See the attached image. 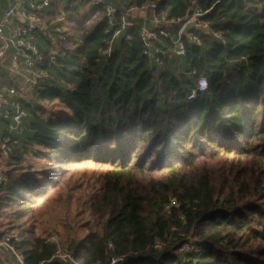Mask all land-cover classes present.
I'll return each instance as SVG.
<instances>
[{
  "label": "trees",
  "instance_id": "16d2710c",
  "mask_svg": "<svg viewBox=\"0 0 264 264\" xmlns=\"http://www.w3.org/2000/svg\"><path fill=\"white\" fill-rule=\"evenodd\" d=\"M110 1L155 3L177 21L191 0ZM84 4L41 13L48 76L23 103L17 133L0 120V241L19 230L10 242L24 264H63L50 237L15 220L58 192L56 166L76 165L93 169L85 219L63 241L79 263L175 264L189 243L183 264H264V0H197L224 43L195 32L200 44L182 38L185 55L162 66L143 54L137 29L112 40L103 7ZM60 10L67 30L57 33ZM200 77L206 90L187 100Z\"/></svg>",
  "mask_w": 264,
  "mask_h": 264
},
{
  "label": "built area",
  "instance_id": "2783aa9c",
  "mask_svg": "<svg viewBox=\"0 0 264 264\" xmlns=\"http://www.w3.org/2000/svg\"><path fill=\"white\" fill-rule=\"evenodd\" d=\"M91 6H102L104 15L110 28H113L112 40L119 37L124 31L135 28L139 32L143 44V54L154 61L157 66L163 65V60L168 55L184 56L185 45L180 36L182 27L192 20L198 24L206 25L209 33L216 40H222L221 34L213 31L208 22L201 19L206 12H201L197 6V0H191L188 12L182 20H168L164 16L156 14V4L149 3L140 7H118L110 0H85ZM66 0H0V120L7 123L8 133H17L23 119L27 117V111L23 108L39 83L48 76L44 65V54L38 46L37 34L44 30V20L41 13L50 8L51 4H64ZM139 13L144 14L139 17ZM57 22L63 20V12L60 10ZM148 15V16H147ZM150 22V26H148ZM169 27H175L171 32ZM192 43L199 45L200 40L195 32H191ZM160 38L169 40L170 49L155 46ZM112 42L107 49L110 53ZM3 79V80H2ZM206 79L200 77L187 95V100H193L201 90L200 81ZM5 174H0V192L7 185ZM176 201L170 199L167 209L176 206ZM16 239V237L12 236ZM161 244L156 243L155 248ZM190 251L189 243H184L178 250V262H187L186 255ZM0 255L8 261L16 264H24L23 257L18 253L10 238L0 241ZM4 255V256H3ZM54 259L63 264H81L75 260L71 252L57 250ZM124 260V259H123ZM121 260V262L123 261Z\"/></svg>",
  "mask_w": 264,
  "mask_h": 264
},
{
  "label": "rangeland",
  "instance_id": "374dc122",
  "mask_svg": "<svg viewBox=\"0 0 264 264\" xmlns=\"http://www.w3.org/2000/svg\"><path fill=\"white\" fill-rule=\"evenodd\" d=\"M90 6L85 1L82 11L88 10ZM59 16L57 15L55 20L56 23H60L56 32L62 33L67 30V21L65 20V13H63V20L57 22ZM47 36L50 38L52 35ZM55 113L61 112L57 109ZM55 171L56 176L54 178L60 184L58 192H51L45 200H36L32 211L29 213L26 210L27 216L17 221L15 220V225H19L20 229H31L33 227L37 235L50 237L58 245L59 251L70 252V250L63 248V241L66 237L78 233L79 226L85 219L83 210L85 209V201L89 192L86 179L93 182V178L89 176L93 169L89 168L86 172L80 166L62 165L56 166ZM1 173L3 174V168H0ZM18 232L19 230L17 232H8L7 237H17ZM5 258V256L0 257V264H4L3 261L5 260L8 264H16L15 261H8Z\"/></svg>",
  "mask_w": 264,
  "mask_h": 264
},
{
  "label": "water",
  "instance_id": "95a60500",
  "mask_svg": "<svg viewBox=\"0 0 264 264\" xmlns=\"http://www.w3.org/2000/svg\"><path fill=\"white\" fill-rule=\"evenodd\" d=\"M197 32L202 35H207L209 33L206 25L198 24L197 20H192L187 22L180 31V36L185 39H190V33Z\"/></svg>",
  "mask_w": 264,
  "mask_h": 264
},
{
  "label": "crops",
  "instance_id": "0c3cea01",
  "mask_svg": "<svg viewBox=\"0 0 264 264\" xmlns=\"http://www.w3.org/2000/svg\"><path fill=\"white\" fill-rule=\"evenodd\" d=\"M143 15H144V14H142V13H139V15H138V16H139V17H142ZM147 16H148V15H147ZM148 26H150V22H148ZM171 28H172V29H171ZM173 29H174V30H176V29H175V28H173V27H169V30H170L171 32H172V31L174 32V30H173ZM0 257H1V256H0ZM1 258H2V257H1ZM3 263H4V264H8V263L6 262V260H5V261H3Z\"/></svg>",
  "mask_w": 264,
  "mask_h": 264
},
{
  "label": "clouds",
  "instance_id": "9594fccd",
  "mask_svg": "<svg viewBox=\"0 0 264 264\" xmlns=\"http://www.w3.org/2000/svg\"><path fill=\"white\" fill-rule=\"evenodd\" d=\"M199 86H200L201 90H203L207 87V82L204 80H201Z\"/></svg>",
  "mask_w": 264,
  "mask_h": 264
}]
</instances>
